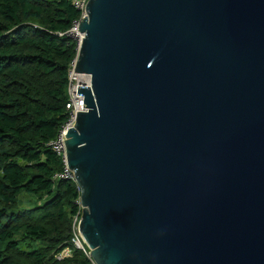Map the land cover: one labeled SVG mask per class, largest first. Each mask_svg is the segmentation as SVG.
Segmentation results:
<instances>
[{
    "label": "water",
    "instance_id": "95a60500",
    "mask_svg": "<svg viewBox=\"0 0 264 264\" xmlns=\"http://www.w3.org/2000/svg\"><path fill=\"white\" fill-rule=\"evenodd\" d=\"M85 13L63 148L88 257L264 264V0Z\"/></svg>",
    "mask_w": 264,
    "mask_h": 264
},
{
    "label": "trees",
    "instance_id": "16d2710c",
    "mask_svg": "<svg viewBox=\"0 0 264 264\" xmlns=\"http://www.w3.org/2000/svg\"><path fill=\"white\" fill-rule=\"evenodd\" d=\"M72 0H0V264H94L73 239L74 182L49 146L67 119ZM36 199L20 208V197ZM67 250V256L62 253Z\"/></svg>",
    "mask_w": 264,
    "mask_h": 264
},
{
    "label": "built area",
    "instance_id": "2783aa9c",
    "mask_svg": "<svg viewBox=\"0 0 264 264\" xmlns=\"http://www.w3.org/2000/svg\"><path fill=\"white\" fill-rule=\"evenodd\" d=\"M87 2H88V0H72V4H73L74 8L80 13V19L73 23L72 27L70 28V30L68 32H66L65 34H60V36L65 35L68 38L73 39L75 42L77 41V43H76L77 47L79 44L78 36H80L82 38V35H80L78 32H76V29L78 27L79 21L82 20L86 16L85 6H86ZM74 66H75V60L70 65V68L68 71V85H67L68 100H67V103L65 105V109L68 113L67 119L63 123L61 128L59 129L55 140L53 142H51L49 146L56 153V155L61 158V160L64 164L63 173L60 175H57L56 178L63 179L65 181H71V182L75 183L73 173L70 172L67 168L66 161H65V155H64V148H63V142L65 141V135H66L67 131L70 130L71 128H73V126L75 125L76 116L79 112V107L77 105L78 97H74L72 95V92H71L72 86L74 83V81H72ZM74 77L76 78V73H74ZM78 205H79V202H78ZM80 214H81V212H80ZM79 219H80V215H79V218L77 217L74 220L75 229H76L77 233L75 234V237L73 239V243L78 249L84 250L83 249V243L81 242L82 240L80 238V233H79L78 228H77L78 223H79ZM68 254H69V251H67V250H65L62 253V255H64V256H67Z\"/></svg>",
    "mask_w": 264,
    "mask_h": 264
},
{
    "label": "rangeland",
    "instance_id": "374dc122",
    "mask_svg": "<svg viewBox=\"0 0 264 264\" xmlns=\"http://www.w3.org/2000/svg\"><path fill=\"white\" fill-rule=\"evenodd\" d=\"M77 43V41H76ZM20 208L21 209H27L30 208L31 206H33L36 202L35 198H32L31 196L28 195H23L20 197Z\"/></svg>",
    "mask_w": 264,
    "mask_h": 264
},
{
    "label": "bare ground",
    "instance_id": "6f19581e",
    "mask_svg": "<svg viewBox=\"0 0 264 264\" xmlns=\"http://www.w3.org/2000/svg\"><path fill=\"white\" fill-rule=\"evenodd\" d=\"M78 38H79V41H80L81 37H80V36H78Z\"/></svg>",
    "mask_w": 264,
    "mask_h": 264
}]
</instances>
